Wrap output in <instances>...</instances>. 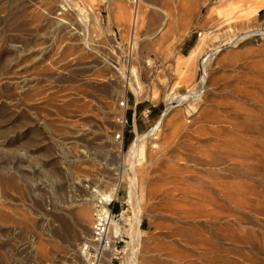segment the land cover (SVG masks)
<instances>
[{
  "label": "rangeland",
  "instance_id": "374dc122",
  "mask_svg": "<svg viewBox=\"0 0 264 264\" xmlns=\"http://www.w3.org/2000/svg\"><path fill=\"white\" fill-rule=\"evenodd\" d=\"M136 11L138 25L133 29ZM258 30H264V0H0V212L7 213L5 221L0 219V264H83L79 244L88 228L90 236L84 239L96 235L107 193L95 195L86 218L92 228L77 210L64 217L61 211L48 212L47 204L56 208L82 194L76 178H98L105 191L106 183L120 173L127 178L119 190L123 213L116 218L111 214L120 232L115 236L109 230L115 236L112 260L101 264H160L167 248L180 244L182 229H220L206 217L213 211L214 216L228 217L220 223L231 230L230 238L247 242L251 233L257 239L253 252L246 243L226 244L232 252L228 258L238 264H264V141L245 150L239 143L226 147L237 138L229 122L240 120L234 118L237 113H258L255 102L264 95V36L229 43ZM212 53L205 63L207 79L201 82V64ZM127 77L138 90L128 85ZM107 81L120 86L114 106L101 97ZM197 87H204L199 98L171 102L201 92H193ZM133 95L138 100L162 97L167 109L172 106L158 135L142 140L140 155L134 157L130 147L142 134L124 147L121 123L127 117L120 105ZM218 116L225 122L214 123ZM79 130L89 132L83 142L76 139ZM106 131L116 136L112 147L105 143ZM171 142L182 145L180 158L190 163L175 164L182 166L184 178L168 186L155 181L149 158L160 157ZM85 152L91 159L75 167L73 162ZM202 160L218 163L201 167ZM52 172L58 176L55 181L47 174ZM3 177L19 182L11 187L17 193ZM252 191L255 195L247 194ZM245 200L253 210L242 206ZM109 204L111 213L114 203ZM139 214L141 235L136 240L131 231ZM82 227L87 231L81 234ZM242 255L246 258L239 259Z\"/></svg>",
  "mask_w": 264,
  "mask_h": 264
},
{
  "label": "bare ground",
  "instance_id": "6f19581e",
  "mask_svg": "<svg viewBox=\"0 0 264 264\" xmlns=\"http://www.w3.org/2000/svg\"><path fill=\"white\" fill-rule=\"evenodd\" d=\"M137 5V4H136ZM136 10V9H135ZM11 16V15H10ZM13 18H15V17H13ZM16 20H17V18H15ZM55 21V20H54ZM56 23V22H55ZM132 24H133V29L134 28H136L137 27V25H138V12L136 11V12H134V15H133V19H132ZM136 30V29H135ZM135 34V33H134ZM247 35V34H246ZM243 36H245V35H243ZM215 53H212V54H209L208 55V57L207 58H205V60H204V64L205 63H207V61H208V59L211 57V56H213ZM104 68V67H103ZM103 71H104V69H103ZM103 71H101V74H103L102 72ZM107 73V72H106ZM108 75V74H107ZM103 77H106V75L105 76H103ZM95 78V77H94ZM111 79V78H110ZM114 80V79H113ZM127 83H128V85L131 87V88H134L135 90H138V86L136 87L135 85H133L132 84V82H131V80H130V78L129 77H127ZM92 81V80H91ZM105 81V80H104ZM90 82V81H89ZM103 82V81H102ZM108 82V85H107V87H106V89L105 90H103L102 92H101V94H102V98L103 99H105V101H110L111 100V102L113 103V101L115 100V95L117 94V93H119L118 92V86L117 85H115L114 83H112L111 81H107ZM118 82V81H117ZM91 83V82H90ZM89 83V87H91V84ZM96 83V82H95ZM105 83V82H104ZM93 84V83H92ZM140 85V82L137 80V85ZM96 86V85H95ZM94 86V87H95ZM120 87V86H119ZM95 88H97V87H95ZM95 88H94V90H95ZM91 89H93V88H91ZM98 89V88H97ZM122 89V88H121ZM93 91V90H92ZM201 91V90H200ZM94 93H95V91H94ZM202 93V91L201 92H198V93H191V94H188V95H182V96H177V97H172L173 98V100L171 101V102H173V103H175V102H178V103H180V102H182V101H185V100H187V99H189V98H195V99H197V98H199L200 97V94ZM99 95H100V92H99ZM118 96V95H117ZM116 96V97H117ZM121 96V95H120ZM99 97V96H98ZM100 98V97H99ZM98 98V99H99ZM97 99V100H98ZM258 99H259V101H257V102H255V104L256 105H258V106H260V107H262V108H260L259 107V109H258V113H255V112H251V113H246L245 115H238V113L236 114V116H234V118L235 119H240L238 122H235V123H233V122H229L230 124H232V125H230V131H232V132H234V133H236L237 132V138H235L234 139V141L232 142V141H230V142H228L227 144H226V147H231V145L232 146H234L235 145V143H239V144H241V146H242V148L244 149V148H248L249 146H251V144L252 143H254V144H259V146L261 147V145H262V141H264V95H263V97L262 98H259L258 97ZM88 101V100H87ZM98 101H100V100H98ZM110 102V103H111ZM115 102V101H114ZM127 100L126 101H124V102H121V106L122 107H124V108H126V105H127ZM109 103V102H108ZM254 104V105H255ZM98 105H100V103L98 104ZM112 104H110V106H111ZM101 106V105H100ZM99 106V107H100ZM103 106V105H102ZM102 106L100 107L101 109H102ZM108 106L109 105H107V109L109 110V109H111V108H108ZM112 106H114V103H113V105ZM172 107V106H171ZM171 107H169L166 111H165V113H164V115L162 116V118L160 119V121L155 125V127L154 128H152L147 134H145L144 136H138L137 137V139L135 140V142L132 144V146L130 147V152L133 154L132 156L134 157V156H139L140 154H139V152H140V146H139V143L140 142H142V140H144L146 137H151V136H156V135H158V133H159V130L161 129V126H162V123H164V120L166 119V116H167V114H168V112L169 111H171L170 110V108ZM257 109V108H256ZM112 110V112H113V109H111ZM112 112H110V110H109V113H111L112 114ZM126 118V117H125ZM224 118V117H223ZM232 118V117H231ZM233 118V119H234ZM222 119V117L220 118L219 116L218 117H216V119H214L213 120V122L214 123H222V122H225L224 120H221ZM109 120H110V118H109ZM121 123V122H120ZM125 123V119H123V121H122V123L121 124H124ZM113 124V123H112ZM112 124H111V122H110V125L112 126ZM121 124H119V125H121ZM109 125V126H110ZM219 125H221V124H219ZM116 127V126H115ZM122 127V126H121ZM120 127V128H121ZM113 128V127H112ZM221 128V127H220ZM223 128V127H222ZM88 129V128H87ZM105 129V128H104ZM90 131H91V129H89ZM216 130V129H215ZM221 130V129H220ZM224 131V130H222L223 132H225L226 134H229V132L230 131ZM88 133V134H87ZM122 133H123V131H122ZM121 133V134H122ZM76 134H77V132H76ZM87 135H89V132L88 131H80L79 130V132H78V134H77V136H78V138L76 137V139H78V140H81L82 142L86 139V137H87ZM105 135L106 136H104L105 137V143L107 142V147L108 146H111L112 147V145H113V143H115L116 142V140H115V138H116V136H115V138H114V135L115 134H112V133H109V132H107L106 131V133H105ZM123 135V134H122ZM170 135H173V134H170ZM118 137H121V136H118L117 135V139H118ZM122 138V137H121ZM120 138V139H121ZM171 138H172V136H171ZM77 140V141H78ZM122 141H123V138H122ZM79 142V141H78ZM77 142V143H78ZM207 142V141H206ZM76 143V142H75ZM171 144H172V146H174L173 147V149H170V148H172V147H168V146H171ZM168 146H167V148H165L166 149V151H165V153L164 154H162V153H160V157H155V158H149V160L151 161V162H153V164H154V167L153 168H151V170H152V174H154V176L156 177H154L155 178V181H156V179L159 181V182H165L168 186H170V185H174V184H176V182H177V179H178V177H182L183 176V169H182V166H186V163L187 164H189L190 162V160L189 159H181L182 157H181V154L180 153H182V149H183V147H182V145L180 146V144H178V143H176V142H174V143H169L168 144ZM185 147V146H184ZM239 148V147H238ZM241 148V147H240ZM241 148V149H242ZM253 148H255V147H253ZM117 149H118V151L121 153V150H122V146L120 145V144H118L117 145ZM260 149V148H259ZM264 149V148H263ZM232 150V149H231ZM237 150V149H236ZM245 150V149H244ZM64 151V150H63ZM86 151V150H85ZM260 151H261V149H260ZM263 151V150H262ZM76 152V151H75ZM131 153H129V154H131ZM231 153H233V152H231ZM75 154V153H74ZM81 155H82V153H80ZM42 155V154H41ZM44 155H45V153H44ZM64 155H66V154H64ZM79 155V154H78ZM180 155V156H179ZM231 155V154H230ZM244 155V154H243ZM251 156V158H255L256 157V154H253V153H251L250 154ZM47 156V155H46ZM83 157L81 158H78L77 160H75L74 161V159L72 160V161H74L73 163H74V166L75 167H77L78 168V166H81V165H83L84 163H86V162H88L89 161V155L85 152V154L84 155H82ZM131 155H130V157H132ZM232 156V155H231ZM234 156L235 157H242V154H239L238 155V153H236V154H234ZM234 156H233V158L232 159H234ZM129 157V158H130ZM181 157V158H180ZM196 157H198V156H196ZM262 157V156H261ZM66 157H64V159H65ZM188 158H190V157H188ZM194 158V157H193ZM67 160H68V158H66ZM91 159V158H90ZM131 159V158H130ZM134 159V158H133ZM132 159V160H133ZM228 159V158H227ZM250 159V158H249ZM257 159V158H256ZM95 160V159H94ZM131 160V161H132ZM194 160V159H193ZM193 160H191V161H193ZM207 160H208V158H207ZM46 161V160H45ZM62 161V160H61ZM194 161H196V160H194ZM198 161V160H197ZM151 162H149L150 163V165L152 166V163ZM179 162H186L184 165H182V166H180V165H178V166H176ZM189 162V163H188ZM224 162V161H223ZM69 164L71 163V162H68ZM131 163V162H130ZM217 163H218V161H216V163H211L210 161H200V162H198V164H200V166L201 167H211V166H217ZM237 163V162H236ZM245 163V162H244ZM176 164V165H175ZM192 164V163H191ZM221 163H219V166H221L220 165ZM262 163H260V165H261ZM53 165V164H52ZM66 165V164H65ZM150 165H149V167H150ZM194 165V164H193ZM197 165V164H196ZM226 165V164H225ZM239 165V164H238ZM247 165V164H246ZM250 165V164H249ZM46 166V165H45ZM44 166V167H45ZM64 166V165H63ZM67 166V165H66ZM71 166L73 167V165H72V163H71ZM188 166V165H187ZM199 166V165H198ZM197 166V167H198ZM224 166V165H223ZM52 167V166H51ZM54 167V166H53ZM200 167V168H201ZM222 167V166H221ZM251 167V166H250ZM46 168V167H45ZM194 168V167H193ZM212 168V167H211ZM237 168V167H236ZM243 168H245V167H243ZM53 169V168H52ZM65 169H67V167L65 168ZM185 169V168H184ZM204 169V168H203ZM223 169H224V167H223ZM55 170V169H54ZM132 172L134 173V168H133V166H132ZM150 170V171H151ZM188 170V169H187ZM219 170V169H218ZM226 170V169H225ZM261 170V169H260ZM263 170V169H262ZM261 170V171H262ZM2 171V170H1ZM0 171V172H1ZM149 171V172H150ZM202 171V170H201ZM228 171V170H227ZM249 171V170H248ZM124 172V171H123ZM185 172V171H184ZM195 172V171H194ZM203 172V171H202ZM204 172H206V171H204ZM223 172V171H222ZM221 172V173H222ZM234 172V171H233ZM241 172V171H240ZM244 172V171H243ZM258 172H259V170H258ZM264 172V171H263ZM2 173V172H1ZM0 173V175H2ZM14 173V172H13ZM212 173V172H211ZM238 173V172H237ZM48 175H49V177L50 178H52L51 180H53V178L54 179H56L57 177H56V173L55 172H52L51 174H49V173H47ZM190 174V173H189ZM202 174V173H201ZM247 174H249V173H247ZM264 174V173H263ZM47 175V176H48ZM113 175V174H112ZM251 175H252V172H251ZM113 176H117V178H112L108 183H106V180H105V183L107 184V186H108V188H105L104 190L105 191H102V190H100V188L102 187H100V185H98V181H97V179L95 180V179H88L87 177H86V179H88V180H84V179H81V178H76L75 180H77L76 182H75V186L76 187H78V188H81L82 190H83V192H82V194H80V195H77L76 197H73L70 201H68L66 204H62V205H59L58 207H52V205L50 204V205H48L47 204V207H48V209H47V211L49 212V210L51 211V213L52 212H57V211H61V214L65 217V216H69L71 213H69V212H71V210L72 209H74V210H77V211H75L76 212V214L78 215V214H83V216L85 217L84 218V220H82L83 222L85 221L86 223H88L89 222V220H86V218H87V215L88 214H90V209H92L93 207H92V205L94 204V202H95V195H97L96 193H107V197H108V201L106 202V204H104V205H102V206H100V205H98V206H100V214H98V216L100 217V218H102L103 219V221H102V223L100 224V228H97V229H99L100 231L99 232H97L96 233V235H93L91 238H85L84 239V237L86 236V235H88V233H91V229L90 228H88L87 226H86V228H88L89 230H90V232H88L87 230H85L84 231V229H83V227H82V229H83V231L84 232H82L81 231V234L82 233H85L86 231H87V234L85 233L84 235L85 236H83V241H81V243L79 244V246H80V248H79V254H80V257L81 258H83L82 260H83V264H92V262H91V260H90V253H89V248H93L94 250H98L99 248H100V245L101 244H104V241H107L108 243H107V245H105L106 247L104 248V250L101 252L102 253V255H101V261H103V262H110L111 260H112V256H111V251H112V248H113V239H114V237L115 236H117V234L119 233V231H120V226H119V224L117 223V222H114V221H112V219H111V213L109 212V209H107V207H106V205H107V203L108 202H111V201H113V200H115L116 198H117V195H118V193H119V190H120V186H121V183L125 180V179H127L126 178V174H121L120 173V175H113ZM261 176V175H260ZM16 177H18V176H16ZM133 177H135V176H133ZM253 177V176H252ZM7 177H3L2 179H3V182L6 184V183H8L9 182V185H8V187L10 186V191L12 192L13 190H11L12 188H14L15 189V187H17L16 186V183H19V182H17L16 180H14L13 178H9V179H6ZM183 178H184V176H183ZM239 178V177H238ZM249 178V177H248ZM251 178V177H250ZM1 179V178H0ZM21 179V178H20ZM133 180V187L131 188V189H134V193H135V199H137L138 198V195H137V183H136V180H134V178H132ZM181 179V178H180ZM246 179V178H245ZM252 179V178H251ZM9 180V181H8ZM101 180H103V179H101ZM100 180V181H101ZM2 181V180H1ZM53 181H55V180H53ZM179 181V180H178ZM261 182V181H260ZM2 183V182H1ZM4 183H2L4 186H7V185H5ZM104 183V180H103V185L105 184ZM101 184V183H100ZM163 185V184H162ZM21 186H22V184H21ZM105 187H106V185H104ZM166 186V185H165ZM12 187V188H11ZM20 186H18V188H19ZM224 187V186H223ZM3 187H1V189H2ZM166 189H168V188H166ZM250 189V188H249ZM6 190H7V188H6ZM46 190V189H45ZM52 190V189H51ZM51 190H49V191H51ZM227 190V189H226ZM5 191V190H4ZM10 191H8L9 193H11ZM15 191H17V189L15 190ZM12 192V193H17V192ZM165 191V190H164ZM224 191V190H223ZM222 191V192H223ZM20 192H21V188H20ZM19 192V193H20ZM167 192V191H166ZM254 191H252V192H248L247 194L248 195H255V193H253ZM8 193V194H9ZM22 193V192H21ZM132 193H133V191H132ZM246 194V195H247ZM21 195V194H20ZM247 195V196H248ZM257 195V194H256ZM4 196V195H3ZM246 196V197H247ZM250 197V196H249ZM8 199V198H7ZM0 200H1V198H0ZM14 200V199H13ZM236 200V199H235ZM232 201V200H231ZM230 201V202H231ZM137 202V201H136ZM135 202V204H137ZM235 202V201H234ZM10 203V202H9ZM48 203V202H47ZM233 203V202H232ZM236 203V202H235ZM244 204L242 205L243 207H245V208H247V209H249V210H253V206H251V204L252 203H249V201H244L243 202ZM231 204V203H230ZM13 205V204H12ZM233 205V204H232ZM240 205V204H239ZM253 205V204H252ZM14 206V205H13ZM137 206H138V204H137ZM241 206V205H240ZM235 207H237V205H235ZM251 207H253V208H251ZM3 208V207H2ZM94 209V208H93ZM139 209V208H138ZM64 210V211H63ZM243 210V209H242ZM63 211V212H62ZM94 211V210H93ZM240 211V210H239ZM47 212V213H48ZM214 212V211H213ZM213 212H211V213H207V216L206 217H209V219L211 220V221H216V222H218L219 224H220V229L217 227V226H219L218 224L216 225V227L218 228V230L217 231H215V232H208L207 230H205V229H198V228H191L190 230H183L182 228V232L180 233V230L181 229H179V232L178 233H180V236H181V239L180 240H178V241H180L179 243L180 244H177L178 245V247L177 246H175L174 247V245H170L168 248H167V252H166V254H165V257H164V259H162V261L160 262V264H238V263H235L232 259H229L228 257H229V255L232 253L231 252V250L228 248V247H226V244H236V245H234V247L236 246H239V245H244L243 243H246L245 245H247V247H250V249L252 250V249H257V245L258 244H255L257 241V239L256 240H254L252 237H251V235H253V234H251V233H247V242L245 241V240H240L239 239V237L237 238V237H235L234 235V237L235 238H230L229 236H231V235H227V232L228 231H231V230H229L228 228H226V226L225 225H222V223H220V220L221 219H223V220H225V219H227L228 217H225L224 216V214L222 213V214H220V216L219 215H216V216H214V214H213ZM2 212H0V219H1V221L3 220V221H5L6 220V217L7 216H5V215H2L1 214ZM139 213H140V210H139ZM250 213H252V212H250ZM254 213V212H253ZM4 214V213H3ZM54 215V214H53ZM142 215V214H141ZM140 214L138 215V217H137V215L135 216V217H137V220H136V218H135V220H136V224H135V226L133 227V230L131 231V234L132 235H134V238L136 239V240H138V238H139V236L141 235V228H140V225H141V220H142V216H141ZM206 215V214H205ZM204 215V216H205ZM79 216H81V215H79ZM57 218V217H56ZM99 218V219H100ZM9 219V218H8ZM53 219V218H52ZM60 219H62V218H60ZM60 219H59V221H60ZM88 219H90L89 218V216H88ZM54 220H55V218H54ZM58 220V219H57ZM62 220H65V219H62ZM71 220H73L72 218H71ZM229 220V219H228ZM8 221V220H7ZM81 221V222H82ZM91 221V220H90ZM104 221H105V223H104ZM227 221V220H226ZM237 221V220H236ZM61 223L60 224H64V223H62V221H60ZM80 222V223H81ZM222 222V221H221ZM228 222V221H227ZM212 223V222H211ZM224 223V222H223ZM226 224V223H225ZM80 225V224H79ZM82 225V224H81ZM85 225H87V224H85ZM238 225V224H237ZM88 226L89 227H91V225H90V223H88ZM102 226H105V228H102ZM85 227V226H84ZM98 227V226H97ZM210 227V226H209ZM213 227V226H212ZM211 227V228H212ZM215 227V226H214ZM213 227V228H214ZM215 227V228H216ZM225 227V228H224ZM64 228V227H63ZM80 228V227H79ZM92 228V227H91ZM203 228V227H202ZM235 228V227H234ZM233 228V229H234ZM81 229V230H82ZM107 229L108 230H110V229H112V233L115 235V236H110L109 234L111 233V232H109V233H103V231L104 232H106L107 231ZM177 229V228H176ZM189 229V228H188ZM233 229H232V233H233ZM237 229H238V227H237ZM236 229V230H237ZM239 229H240V227H239ZM212 230V229H211ZM210 230V231H211ZM241 230V229H240ZM238 231V232H241V231ZM78 231H80V230H78ZM212 231H214V230H212ZM236 231V232H237ZM234 232H235V230H234ZM243 232H244V230H243ZM246 232V231H245ZM79 233V232H78ZM172 233V232H171ZM177 233V234H178ZM230 234V233H229ZM240 233H238V235H239ZM242 234V233H241ZM112 235V234H111ZM79 236H81V235H79ZM78 236V237H79ZM82 236H81V238H82ZM90 236V235H89ZM89 236H86V237H89ZM240 236V235H239ZM243 236H244V234H243ZM241 237V236H240ZM255 237V236H254ZM257 237V236H256ZM255 237V238H256ZM75 238H76V235H75ZM180 238V237H179ZM77 239V238H76ZM246 239V238H245ZM80 240V239H79ZM74 245H77V244H74ZM225 245V246H224ZM231 246V245H230ZM233 246V245H232ZM246 247V246H245ZM246 247V248H247ZM242 248H243V246H242ZM245 248V249H246ZM75 249V248H74ZM165 249V248H164ZM234 249H236V248H234ZM240 249H241V247H240ZM239 249V250H240ZM237 250V249H236ZM247 250H248V248H247ZM77 251H78V249H77ZM258 251V250H257ZM236 252V251H235ZM238 252V251H237ZM236 252V253H237ZM247 252V251H246ZM251 252V251H250ZM252 252H253V250H252ZM254 252H255V250H254ZM37 253H38V251H37ZM47 253V252H46ZM78 253V252H77ZM165 253V252H164ZM241 253V252H240ZM240 253H238V254H240ZM234 254V253H233ZM250 254V253H249ZM38 255H39V253H38ZM46 255V254H45ZM235 255V254H234ZM246 255H247V253H246ZM40 256V255H39ZM42 256V255H41ZM250 256V255H249ZM240 258L239 259H242V258H246L245 257V255H244V257H243V255L242 256H239ZM42 258H43V256H42ZM250 258H252L251 256H250ZM258 258V257H257ZM243 259V260H244ZM253 259H254V256H253ZM133 260V259H132ZM132 260L130 261V262H132ZM161 260V259H160ZM81 261V260H80ZM154 261V260H153ZM239 261V260H238ZM246 261V260H245ZM250 261V260H249ZM257 261V260H256ZM255 261V262H256ZM134 262H135V260H134ZM234 262V263H233ZM258 262V261H257ZM152 263V262H151ZM132 264V263H131ZM242 264V263H241Z\"/></svg>",
  "mask_w": 264,
  "mask_h": 264
},
{
  "label": "crops",
  "instance_id": "0c3cea01",
  "mask_svg": "<svg viewBox=\"0 0 264 264\" xmlns=\"http://www.w3.org/2000/svg\"><path fill=\"white\" fill-rule=\"evenodd\" d=\"M147 86L152 90L150 85L147 84ZM166 109L167 105L165 99L162 97H149L144 100H138L135 95L129 97L126 111L128 124L123 132L124 147H127L138 135L146 134L154 128L164 115ZM123 199L124 197L121 198V195L118 193L113 204L114 213L118 214L123 210ZM118 201L120 202V206L117 205Z\"/></svg>",
  "mask_w": 264,
  "mask_h": 264
},
{
  "label": "built area",
  "instance_id": "2783aa9c",
  "mask_svg": "<svg viewBox=\"0 0 264 264\" xmlns=\"http://www.w3.org/2000/svg\"><path fill=\"white\" fill-rule=\"evenodd\" d=\"M243 35L238 36V37H234V39L231 41L232 43H229V45L230 44L231 45H237V44L243 42L244 40H247V39H250V38H254V37L264 36V30L252 31V33H250V35H245V36H243ZM209 53H211V52H209ZM201 68H202V72H201L202 73L201 74V82H202L204 79L205 80L207 79V73H206V70H205V64H203V62L201 64ZM203 89H204V87L203 88L197 87V89L194 90L193 92L200 91V90L203 92ZM126 103H127V105H126V111H127L128 100H127ZM127 124H128V120L126 118V122H125V125H124V130H125ZM118 136H121V135L118 134ZM122 138H123V135H122ZM118 139H120V137H118ZM113 203H115V200L111 201L110 204L108 205V207L110 208L111 204H113ZM110 211H111V214H112L113 218H116L117 216L119 217L123 213V211H121V213L119 215H117V214H115L113 212V208H110ZM102 221H103V219L102 218L99 219V217H98V221H97L98 223L97 224H99V226L95 227L96 228L95 234L100 231L97 228L101 227L100 224L102 223ZM104 223H105V221H104ZM102 228H105V226H102ZM103 233H109V230L107 229V231L106 232L103 231ZM107 243H108L107 241H104V244H101L100 248L97 251L92 249V248H89V253L91 254L90 255V260H91L92 264H101V255H102L101 252L104 250V248L106 247L105 245H107ZM116 248H117V246H115V249ZM114 259L115 258L113 257V260Z\"/></svg>",
  "mask_w": 264,
  "mask_h": 264
}]
</instances>
